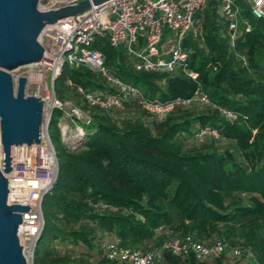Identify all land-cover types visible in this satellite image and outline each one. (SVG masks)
I'll return each instance as SVG.
<instances>
[{"label": "trees", "instance_id": "16d2710c", "mask_svg": "<svg viewBox=\"0 0 264 264\" xmlns=\"http://www.w3.org/2000/svg\"><path fill=\"white\" fill-rule=\"evenodd\" d=\"M219 5V0H209L195 14L199 33L191 31L184 41L196 79L181 70H137L127 50L106 39L97 40L95 47L116 75L147 98H192L202 88L212 104L236 112L237 121L212 104L196 108V102L178 106L162 121L117 118L112 111L90 106L80 90L114 88L87 66H65L55 81L57 97L89 110L92 118L80 121L85 133L74 150L62 135L63 111H54L49 134L60 166L43 201L45 223L33 264H93L58 246L95 249L99 232L115 235L124 247L155 240L143 250L175 237L203 241L218 236L230 247L252 251L254 263L232 264H264V19L246 11L252 29L233 45ZM132 105L141 107L131 100L125 109ZM206 127L218 128L232 146L219 150L215 145L221 138H198ZM189 137L206 143L186 148ZM236 194L248 201L235 199ZM163 226L174 236L159 235ZM103 255L102 264H126ZM162 264H227L226 252L212 261H202L194 252H166Z\"/></svg>", "mask_w": 264, "mask_h": 264}, {"label": "built area", "instance_id": "2783aa9c", "mask_svg": "<svg viewBox=\"0 0 264 264\" xmlns=\"http://www.w3.org/2000/svg\"><path fill=\"white\" fill-rule=\"evenodd\" d=\"M47 5L62 7L80 0H41ZM209 0H107L80 14L61 19L45 28L40 36L44 45V58L18 69L14 75L28 79L27 89L33 85V95L44 101L42 140L39 144L13 147L12 171L5 173L9 180V204H28L22 212L23 221L18 235L24 254L33 264L37 242L44 228L43 201L52 190L59 173L60 159L49 134L54 111L60 109V127L70 147L79 144L85 131L80 121L89 123L91 113L72 100H61L55 91V81L66 65L75 68L87 66L98 72L113 91H85L80 88L86 102L106 111L125 107L127 102L138 100L142 109L162 121L178 106H190L198 101L211 105L209 94L199 88L192 98L177 97L162 102L147 98L142 90L116 75L106 64L104 53L95 47L99 39L108 40L114 47H124L137 70L177 73L184 71L197 78L189 69V51L184 46L186 36L199 33L195 14L204 9ZM220 12L229 21L231 42L236 45L241 33L252 29L245 17L248 11L255 18L264 19V0H219ZM27 91V90H26ZM228 119L235 120L238 114L231 109L219 107ZM246 118H248L246 116ZM72 127V128H70ZM74 128L76 130H74ZM198 138H221L218 128L206 127L199 131ZM4 169V155L0 159ZM229 248L227 242L217 239L212 248L192 236L164 240L159 246L148 249L124 247L119 241L106 242L102 249L106 257L126 264H162L165 253L186 256L194 252L198 259L208 261ZM238 258L252 259L249 248L234 247Z\"/></svg>", "mask_w": 264, "mask_h": 264}, {"label": "water", "instance_id": "95a60500", "mask_svg": "<svg viewBox=\"0 0 264 264\" xmlns=\"http://www.w3.org/2000/svg\"><path fill=\"white\" fill-rule=\"evenodd\" d=\"M105 1L80 0L58 8L41 0H0V159L4 155L3 170L0 165V264H30L18 235L22 212L30 206L8 203L5 173L12 171L14 146L41 142L44 120L43 99L27 94V77L16 81L12 72L44 58L40 36L45 28ZM78 148L80 144L73 147Z\"/></svg>", "mask_w": 264, "mask_h": 264}, {"label": "rangeland", "instance_id": "374dc122", "mask_svg": "<svg viewBox=\"0 0 264 264\" xmlns=\"http://www.w3.org/2000/svg\"><path fill=\"white\" fill-rule=\"evenodd\" d=\"M22 71H23V69L21 68V69L14 70L12 73H13V75H17V74L21 73ZM33 92H34V87L32 85L31 87H29V89H27L26 93L30 94V95H33ZM199 103L200 102L196 101L195 104H197V105L194 104V106L196 108L201 107L200 106L201 103L200 104ZM112 113H114V116L117 117V118H125V117L136 118L137 116H141L146 121L154 120V117L151 114H149L147 112H144L142 107H138V106H135V105H132L129 108H126V109H125V107L121 108V109H115V110L112 111ZM237 120H239V116L235 119V121H237ZM70 128H72V127H70ZM74 130H76V129L74 128ZM256 131L257 130L255 129L254 132H256ZM205 141H206L205 139H195L193 137H189L186 140V148H190V147H193V146H201L202 144L206 143ZM215 146L219 150H225L226 148L231 147L232 143L227 141L224 138H221V139L217 140ZM233 149H235V148H233ZM234 198L237 199V200H240L242 202H247L248 201V197L246 195H244V194H236ZM158 234L159 235L166 234V235H169V237H173L174 236V235L170 234V230H169L168 226H163V227L159 228L158 229ZM217 239H219V237L218 236H214L213 238L204 239L203 242L208 247L212 248L214 246V243L216 242ZM117 240H118V238L115 235L99 232L98 238L95 241V245H96L95 249L90 250V249H88L85 246H73V245H71V247L70 246H65V245H59L58 247L61 250H63V251L69 250L71 252H74L76 255L86 256L87 258H89V260L93 264H102V263H100V261L104 257V255H103L104 253H103V249H102L103 244H105L106 242H112V241H117ZM225 242H227V241H225ZM154 244H155V240H147L143 244L138 245V246L133 247V248L142 249L143 247L147 248L149 246H154ZM212 260H213V258H211L208 261H212ZM236 261H239L241 263H254L255 262L254 259L250 260V259H247L245 257L238 258L237 256H235V254L233 252V247L229 246L228 250L226 251V263L227 264H232V263H234Z\"/></svg>", "mask_w": 264, "mask_h": 264}]
</instances>
